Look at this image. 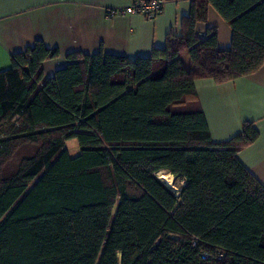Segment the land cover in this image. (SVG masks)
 Instances as JSON below:
<instances>
[{"label": "trees", "instance_id": "1", "mask_svg": "<svg viewBox=\"0 0 264 264\" xmlns=\"http://www.w3.org/2000/svg\"><path fill=\"white\" fill-rule=\"evenodd\" d=\"M211 5L228 48L197 33ZM182 27L150 57L71 52L50 78L60 51L36 40L0 71V264H264V185L238 158L259 132L214 142L195 89L262 67L264 0H192Z\"/></svg>", "mask_w": 264, "mask_h": 264}, {"label": "crops", "instance_id": "2", "mask_svg": "<svg viewBox=\"0 0 264 264\" xmlns=\"http://www.w3.org/2000/svg\"><path fill=\"white\" fill-rule=\"evenodd\" d=\"M130 3L131 0H0V71L10 68L12 56L36 40L60 51L59 57L44 62L46 78L67 65V54L71 52L113 54L130 60L150 57L154 48L165 47L169 34H181L183 20L192 9V0H165L162 13L153 19L141 14L107 15L108 10ZM209 28L218 31L220 48L231 45V27L212 5L207 22L197 24L198 35L205 38ZM188 56L187 52L180 56L183 63ZM195 89L214 142L233 138L245 122L255 125L258 138L244 147L238 158L264 185V64L253 74L223 83L198 79Z\"/></svg>", "mask_w": 264, "mask_h": 264}, {"label": "built area", "instance_id": "3", "mask_svg": "<svg viewBox=\"0 0 264 264\" xmlns=\"http://www.w3.org/2000/svg\"><path fill=\"white\" fill-rule=\"evenodd\" d=\"M165 0H131L128 6L116 7L108 10L110 17L127 14H141L149 19L157 17L162 13ZM209 257V254H204Z\"/></svg>", "mask_w": 264, "mask_h": 264}, {"label": "rangeland", "instance_id": "4", "mask_svg": "<svg viewBox=\"0 0 264 264\" xmlns=\"http://www.w3.org/2000/svg\"><path fill=\"white\" fill-rule=\"evenodd\" d=\"M183 61L186 67H189L188 65H190L191 63L190 57L188 56L186 57V59L183 58ZM66 147L72 156H76L80 153V147L78 145L77 139L69 140L66 143ZM158 176L173 190H178L182 186V183L180 181H176V179L172 175L167 174V172L160 171L158 173Z\"/></svg>", "mask_w": 264, "mask_h": 264}]
</instances>
